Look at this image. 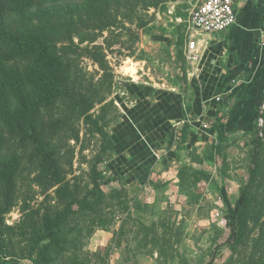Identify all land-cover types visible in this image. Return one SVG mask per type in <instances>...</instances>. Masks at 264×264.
<instances>
[{"label": "rangeland", "instance_id": "obj_1", "mask_svg": "<svg viewBox=\"0 0 264 264\" xmlns=\"http://www.w3.org/2000/svg\"><path fill=\"white\" fill-rule=\"evenodd\" d=\"M240 2L245 5L238 14L250 23L244 17L251 6ZM192 3L34 0L33 8L4 19L5 28L23 38L30 32L46 36L67 76L58 98L36 108L39 140L55 173L43 169L27 133L0 121V160L20 158L10 199L0 179V264H264V101L257 133L220 140L207 132L204 116L195 119L201 135L196 144L184 131L159 150L149 146L155 163L143 165L145 179L132 170L128 180L122 167L108 168L116 160L109 138L139 103L128 85L186 87L195 67L184 53L197 34L188 21ZM0 51L7 65L25 66V60H12V44L0 42ZM129 61L134 76L125 70ZM256 137L257 174L249 182ZM245 189L249 206L233 232L227 203L234 207ZM65 210L62 244L50 245L43 260L40 247L47 241L37 240L45 219Z\"/></svg>", "mask_w": 264, "mask_h": 264}, {"label": "trees", "instance_id": "obj_2", "mask_svg": "<svg viewBox=\"0 0 264 264\" xmlns=\"http://www.w3.org/2000/svg\"><path fill=\"white\" fill-rule=\"evenodd\" d=\"M63 0H41L43 5L56 4ZM248 0L246 6H251V9L255 8L257 11L258 20L264 24V0ZM34 7V0H0V42H7L13 45V52L11 55L12 60H25V66L23 68L16 64L7 65L2 59L0 51V121H5L6 124L10 126L11 129L19 128L21 131L28 134V136L33 140V144L38 152V159L40 163L43 164V169L49 173H55V166L52 163V156L43 144L39 140V136L42 130L37 126L36 120H38V113L36 108L40 103H50L56 100L60 94L59 88L66 82V71L64 70L61 60L55 52L54 47L46 40V36H41L39 34L29 33V36L23 38L20 34L12 33L5 28L4 19L9 18L13 15H20L24 11L29 10ZM262 72L264 75V60L262 62ZM264 77V76H263ZM230 89V88H229ZM228 89V90H229ZM133 96L137 97L139 104L142 106L134 107L129 109L130 120L126 118L124 122L118 125L113 134L109 138V148L114 151L118 156H123V152L132 149L134 156L137 155L138 160L144 157L145 163L153 162L155 159L151 160V151L149 146L152 148H161V146L154 145L151 143L150 139L144 137L145 140H141L144 136V131H151L152 128V112L158 106L152 107V112L146 111V105L150 106L149 99L160 93L166 96L165 105L169 101H173L177 98L174 94L169 92H163L157 90L153 87L146 85H139L131 83L127 87ZM264 91V85H263ZM35 93L37 96L36 100H32V96ZM264 101V96L260 100L255 113L254 122L250 132H258V119L262 117L260 113V105ZM144 115V120L141 116ZM166 125V124H165ZM215 132L218 134V138L223 140L227 133L233 132L237 127H232L230 131L225 128L223 124V114L218 115L213 124ZM156 130H159L156 129ZM174 130V129H173ZM167 141L171 137L172 131L166 126L163 128L162 132ZM174 134V133H173ZM184 140V135L182 136ZM133 139H138L136 145H130L129 141ZM259 138L256 137L254 140V149L252 155L253 167L250 170L249 182H252L257 174V161L259 155ZM2 146L0 145V149ZM117 162V163H116ZM138 166L137 169L131 166L130 161L126 163L125 158L109 161V169L121 168L122 172L126 170L123 169L125 164H128L129 171L133 170V176H140L145 179V172L143 170V163ZM20 167L19 157H6L0 160V179L3 181V185L6 189L7 198H11L13 194V185L17 176L18 169ZM128 171V172H129ZM144 172V173H143ZM58 177V174H52ZM128 180L132 177V174H127ZM136 179V177L134 178ZM94 189H99V183L96 179L93 180ZM94 195V194H93ZM250 196L245 189L241 196L237 199L235 206L231 207L228 203L230 226L233 232H236L238 225V220L243 217L249 206ZM82 204V201H80ZM67 221V210L63 213H59L54 217H46L44 223V233L39 236L37 240V245L41 241H47L45 245L40 247V257L45 260L48 249L50 245H60L62 244V239L59 235L58 229ZM4 233V218L3 212L0 210V238Z\"/></svg>", "mask_w": 264, "mask_h": 264}, {"label": "crops", "instance_id": "obj_3", "mask_svg": "<svg viewBox=\"0 0 264 264\" xmlns=\"http://www.w3.org/2000/svg\"><path fill=\"white\" fill-rule=\"evenodd\" d=\"M244 5L243 2H239L237 23L225 32L194 35L193 39L199 43L201 61L195 64L190 63L195 67L189 71L190 75L187 77L184 89L180 86L172 90L157 89L174 94L177 98L168 101L165 105L164 94L155 96L152 104L158 107L152 112L154 128L151 131L145 130L141 140L144 141V137L151 138L152 144L162 147L167 141H172L174 137L178 139L179 134L186 131L191 144H196L201 135L198 131L199 124L195 122V119L200 121L201 117L206 116L210 124L207 132L216 134L213 124L216 117L221 114H223V124L228 131L234 126L237 127L235 131L227 135L250 132L255 110L264 96L262 72L264 46L261 45L264 41V24L258 20L255 8L252 9V13L244 17L250 19V23H246L241 12L238 14L239 10L243 11ZM216 96H220L221 100L217 101ZM141 118L144 120V115ZM166 126L174 134L172 133L171 137L164 142L166 137L162 132ZM158 128L159 130H156ZM137 142L138 139H131L129 144L132 146ZM159 149L161 148H157ZM128 150L132 154L129 158ZM128 150L123 152L121 157L116 154V160L125 158L126 163L130 161L131 166L137 164L135 169L141 165L140 161L145 163L144 157L138 160L132 149ZM127 165L125 164L123 169L126 173H130L132 170L129 171Z\"/></svg>", "mask_w": 264, "mask_h": 264}, {"label": "built area", "instance_id": "obj_4", "mask_svg": "<svg viewBox=\"0 0 264 264\" xmlns=\"http://www.w3.org/2000/svg\"><path fill=\"white\" fill-rule=\"evenodd\" d=\"M192 8L189 12V25L197 34H214L225 32L237 23V5L241 0H192ZM264 46V41L261 43ZM185 56L189 63L195 64L201 61L202 55L198 41L190 36L185 48ZM217 101L220 96L215 97ZM263 119H258V127L261 128ZM207 127V125H204Z\"/></svg>", "mask_w": 264, "mask_h": 264}, {"label": "bare ground", "instance_id": "obj_5", "mask_svg": "<svg viewBox=\"0 0 264 264\" xmlns=\"http://www.w3.org/2000/svg\"><path fill=\"white\" fill-rule=\"evenodd\" d=\"M128 64H131V65L125 67V70H126L128 73H130V74H132V75L134 76V75L136 74L135 64H134V63H131L130 61H129Z\"/></svg>", "mask_w": 264, "mask_h": 264}]
</instances>
